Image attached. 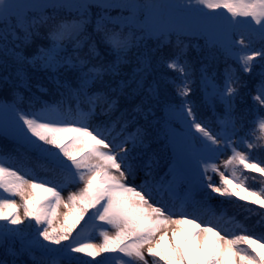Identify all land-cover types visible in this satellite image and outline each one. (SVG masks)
<instances>
[{
	"label": "snow or ice",
	"instance_id": "1",
	"mask_svg": "<svg viewBox=\"0 0 264 264\" xmlns=\"http://www.w3.org/2000/svg\"><path fill=\"white\" fill-rule=\"evenodd\" d=\"M113 10L119 14L113 16ZM235 35L241 39L236 41ZM245 35H258L262 47L249 49ZM172 36L175 49L159 63L178 74V84L161 78L175 86L180 98L179 105H167V113L181 122L183 131H165L174 154L168 171L159 176V160L150 154L148 131L139 123L151 113L147 101L157 96L158 86L154 81L144 88L152 71L151 50L140 49H147L148 38L162 45ZM187 37L204 40L205 59L215 60L219 52L250 74L257 58L264 65V0H0V81L14 85L13 99L0 101V131L11 135L17 151L35 153L60 175L37 182L31 172L21 174L12 154L0 150V248L14 258L12 264L21 253L32 256L35 250L59 253L57 264L61 259L66 264H100L96 258L106 253L127 258L119 264H264V234H244L248 230L237 224L240 234L222 235L218 226L197 223L201 218L185 210L189 203H206L212 194L264 209V161L257 163L252 156L256 149L264 151V117L257 114L252 122L259 143L246 138L253 137L252 131L240 137L243 117L235 115V102L240 87L247 85L231 66L225 67L221 83L205 65L200 74L203 103L213 109L217 128L198 118V106L190 99L196 81L186 59ZM33 45L34 52L27 55ZM101 45L112 57L107 62ZM133 49L137 67L128 76L122 67L130 62ZM29 67L52 74L59 100L29 97L28 108L21 107L24 96L18 90H30ZM260 76L253 100L264 106V69ZM96 85L101 87L94 90ZM136 97L142 99L132 103ZM217 103L223 106L222 115L215 111ZM225 151L231 154L216 163ZM238 169L260 174L259 190L250 189L248 177L238 175ZM138 176L140 182L135 183ZM69 185L79 187L65 199L61 193ZM182 186L186 190L181 196ZM200 192L204 201L195 199ZM258 215L257 223L264 226V212ZM25 221L35 229L30 238L22 227ZM81 221L83 228L74 236ZM96 229L99 244L88 235ZM181 233L183 242L178 239ZM208 233L213 238L210 248L208 236L201 238ZM16 240L21 241L19 252L12 247ZM0 264L9 262L0 259Z\"/></svg>",
	"mask_w": 264,
	"mask_h": 264
},
{
	"label": "trees",
	"instance_id": "2",
	"mask_svg": "<svg viewBox=\"0 0 264 264\" xmlns=\"http://www.w3.org/2000/svg\"><path fill=\"white\" fill-rule=\"evenodd\" d=\"M118 14L119 10H113V16ZM59 16H68L71 18L70 14L67 12H60ZM89 30L91 31V28ZM243 38L245 40V45L249 49L258 50L262 47V42L258 35H252L251 38H249L248 35H245ZM234 39L239 41L241 39V35H235ZM37 43L47 45L48 41L38 40ZM175 43V36L170 38V42H164L162 45L158 43L155 38H148L146 40L147 49L143 47L140 49L141 52L145 50H151L150 55L152 71L146 76L144 88L146 90L151 84H153L154 81L158 86L157 96L154 99L147 101V105L151 107V113L149 114L147 120H145L144 117H140L139 123L142 126H145L148 131L150 154H155L156 158L159 160V176H163L168 171L174 154L173 144L170 142L169 138L165 136V131L167 129H172L177 132L183 131L181 122L179 120H174L167 113V105H179L181 102L180 98L176 95L175 86L170 83H166L165 80L161 78L162 76H166L169 79H176L178 84L180 82L178 74L165 68L161 63H159L161 58L169 57V55L174 51ZM185 43L189 45L186 52V59L193 67V78L196 81L194 85V91L190 99H192L198 106L196 109L198 118L210 122V125L213 129L217 128V125L215 124V116L213 115V109L203 103V92L200 85L201 68L207 65V73L209 75L215 73L218 82L222 83L225 67L231 66L237 69V75H239L241 83L247 85V87H240V94L235 102V115L237 117H243V121L238 123V128L240 129L239 136L245 137L246 133L252 131L253 137L246 138L252 139L254 142L259 143L258 141L254 140V137L259 136L260 133L259 131L255 130V125L252 122L256 119L257 114L260 117H264V106H261L258 101L253 100V97L257 94V86L261 80L260 73L262 69H264V65L261 64L260 59L257 58L253 62L252 72L250 74H245L239 70L240 65L236 63L234 59L226 58L219 52L217 53V59H205V56L207 55V49L204 47V40L202 38L187 37L185 38ZM100 47L101 54L106 56V62L107 60L112 59V57L107 56L104 46L101 45ZM239 47L240 46L238 45V48ZM34 50L35 45L27 49L26 54L31 55ZM136 52V49L132 50V53L129 57L130 62L122 67V72L128 76H130L132 74V70L137 67ZM2 75H4V73L0 72V76ZM51 75V73L44 72L39 69H33L31 67L28 68L29 83L31 85L30 90H26L24 88H20L18 90L24 96V102L21 104L22 108H28L29 97H36L39 101H47L49 103L60 99L59 91L56 84L51 79ZM65 75L68 77V79H73V75L71 73H67ZM105 79L107 80L108 78L106 77ZM37 85L46 89V91L41 92L37 88ZM100 87V85H96L94 90H97ZM13 88L14 85L0 81V101H11L13 99ZM141 99L142 97H136L134 100H132V103H139ZM124 104L125 101L122 100L121 106H124ZM39 106V104L36 105V107ZM128 106L130 107L131 104ZM215 111L222 115L223 106L217 103ZM17 148L18 146L15 144L11 135L0 131V150H2L4 153H10L15 157L14 166L21 171L22 175L25 174V170H27L38 177L37 172L40 170H45L47 171V174L45 175L50 176L49 178L51 180L60 179V177L55 176L54 173L49 175V173L53 171L51 167L53 165L46 161L38 160V157L35 153L25 152L24 150L17 151ZM252 156L255 158L257 163L264 161V151L256 149L252 152ZM38 165H44V167H40ZM238 175L247 176V186L250 189L255 188L256 190H259L261 179L260 174L254 173L250 170L242 171L238 169ZM253 177H256V179L253 180ZM184 189H186V186H182L179 189L178 194L181 195ZM237 199L238 198L236 197H232L231 200L227 198L225 200L219 201L207 199L206 203L196 205L187 204L185 210L189 213H195V215L199 216L201 219L198 221L202 220L206 224L218 226L217 230L221 232H235L236 234H240L241 230L236 227L237 224H240L248 230L244 232V234H264V226H261L257 223V221L260 220L258 213L264 212V209L260 208L258 205H254L246 201L235 202ZM196 200L204 201L205 198H196ZM177 203L178 202L176 201V205ZM245 208H251L252 211H245ZM189 218L193 217L189 216ZM83 223L84 221H81V224L77 226L76 230H74L73 235H75L78 229L81 228L80 226L83 225ZM22 227L24 228L25 235L29 238L31 234H34L35 232L34 228L27 226V221H25V225ZM12 247L19 252L21 249V241H14L12 243ZM53 247L59 248L61 246ZM59 255V253L44 255L41 253V251L35 250L33 255L30 256L28 253L24 252L15 257V264H35V261L40 259H43L45 264H57V256ZM74 255L78 256L81 260L90 259L83 257L81 254ZM100 257H97L96 259L98 260ZM0 259L7 260L9 264H12L14 258L12 256L6 255L5 250L0 248ZM59 264H61L60 260ZM93 264H96V262H93Z\"/></svg>",
	"mask_w": 264,
	"mask_h": 264
},
{
	"label": "rangeland",
	"instance_id": "3",
	"mask_svg": "<svg viewBox=\"0 0 264 264\" xmlns=\"http://www.w3.org/2000/svg\"><path fill=\"white\" fill-rule=\"evenodd\" d=\"M9 127H10V125H9ZM240 150H243V149L241 148ZM230 154H231L230 151H225V152L219 157V159L216 160L215 162L219 164L220 161L226 159L227 156L230 155ZM222 170H223V169H222ZM213 179H214L217 183H219V177H218V176H214ZM139 182H140V177L138 176L137 179H136V181H135V183H139ZM78 187H79V185H69L67 188L63 189V191H62L61 194H62V196L65 197V199H66L68 193H69V192H73V191H77V188H78ZM201 195L205 196V193L200 192V193H197V194H196V196H201ZM15 199L17 200L18 203L20 202V198H19L18 196L15 197ZM210 199H211V200H215V201H219V200H224V199H227V198H225V197H220L218 194H212V196H211ZM59 211H60L61 213H63V212L65 211V209L63 208V206H61V208H60ZM21 215H23L22 210H21ZM61 219H62V217H61ZM54 226H57L55 221H54ZM174 227H175V226H174ZM183 227H184L185 229H191V228H192V225H184ZM99 231H100L99 229H96V230H95V233H94V236H93V239H94V243H95V244H99V243H101V237L99 236ZM112 231H113V230L109 228V232H110V234H111ZM221 234L223 235L224 233H221ZM204 235H207L208 238H209V248H210V247H211V244H212V242H213V238H212V236H211L210 233H208V234H201V238H203ZM74 236H75V235H74ZM170 239H171V232L169 231V237L163 242V244L166 246V245L169 243V240H170ZM178 239H179L181 242H183V241L185 240V234H184V233H181L180 236L178 237ZM117 257H119V259L115 260V261L112 262L111 264H119V261H120L121 259H125V260L127 259L126 257H122V256L119 255V254H113V255H112V258H114V259H116ZM149 260H151V258H149Z\"/></svg>",
	"mask_w": 264,
	"mask_h": 264
},
{
	"label": "bare ground",
	"instance_id": "4",
	"mask_svg": "<svg viewBox=\"0 0 264 264\" xmlns=\"http://www.w3.org/2000/svg\"><path fill=\"white\" fill-rule=\"evenodd\" d=\"M177 202H179V201H177ZM170 203H171V201H170Z\"/></svg>",
	"mask_w": 264,
	"mask_h": 264
}]
</instances>
